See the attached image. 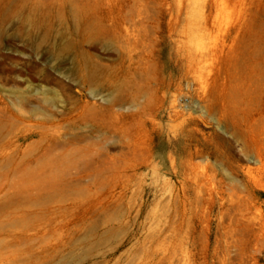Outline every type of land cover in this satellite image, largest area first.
<instances>
[{
    "label": "rangeland",
    "instance_id": "1",
    "mask_svg": "<svg viewBox=\"0 0 264 264\" xmlns=\"http://www.w3.org/2000/svg\"><path fill=\"white\" fill-rule=\"evenodd\" d=\"M0 264H264V0H0Z\"/></svg>",
    "mask_w": 264,
    "mask_h": 264
},
{
    "label": "bare ground",
    "instance_id": "2",
    "mask_svg": "<svg viewBox=\"0 0 264 264\" xmlns=\"http://www.w3.org/2000/svg\"><path fill=\"white\" fill-rule=\"evenodd\" d=\"M92 106H96V103L95 102L91 103L90 101H86L84 104H82L81 108L86 111V110L91 109ZM95 125L99 126L96 123H95ZM69 143H74V142L70 141ZM68 154L71 155V158H69V161L71 163H70L69 167L66 166L65 170H69V169L75 170V171H72L70 173L73 174L72 177L74 178L75 183H79V186L77 184L75 187L69 189L70 191L68 193L61 192L58 194L57 202L58 201L60 202L58 204V207L61 209L63 206L62 202L65 201L64 199H67L69 195H71L72 198L75 200H82V201L89 199V198L96 197V196L99 197L101 195L100 193L102 191L101 188L108 181H111L113 186L120 185L122 190L124 191L125 189H127L129 187L130 180L132 177L131 175L126 174V171L128 169H134L135 167H137V165L140 164V162H138L137 159H136L137 162L133 163V164H129V163L124 162L122 165L115 168L114 171L112 170L110 174L109 173L108 174H104V173L102 174V173H100L101 170L99 169V166L97 165L99 162V159L101 157L100 149H94V150L90 151V153L87 154L88 155L87 158H85L86 152H84L79 145H75L72 147V149H69ZM78 154H80L85 159H82V158L80 159ZM132 157L134 158V155H132ZM83 162H85V165L90 163V170L88 172H86L84 175H82L84 177L85 181L83 183H81L80 180L78 179V178H80V174L78 171H79L80 166ZM58 172L61 175V173L63 171H62V169H59ZM120 177L124 178V180H122ZM64 182L67 183L68 181H64Z\"/></svg>",
    "mask_w": 264,
    "mask_h": 264
}]
</instances>
